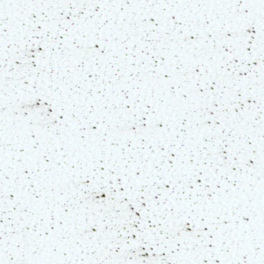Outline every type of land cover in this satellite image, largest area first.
<instances>
[{
    "label": "snow or ice",
    "instance_id": "6c2138e0",
    "mask_svg": "<svg viewBox=\"0 0 264 264\" xmlns=\"http://www.w3.org/2000/svg\"><path fill=\"white\" fill-rule=\"evenodd\" d=\"M0 264H264V0H0Z\"/></svg>",
    "mask_w": 264,
    "mask_h": 264
}]
</instances>
